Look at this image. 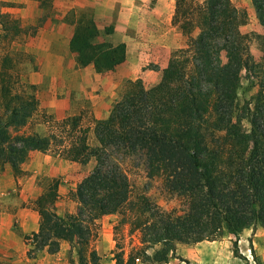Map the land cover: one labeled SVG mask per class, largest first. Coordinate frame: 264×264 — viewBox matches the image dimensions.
I'll use <instances>...</instances> for the list:
<instances>
[{"label": "trees", "instance_id": "trees-1", "mask_svg": "<svg viewBox=\"0 0 264 264\" xmlns=\"http://www.w3.org/2000/svg\"><path fill=\"white\" fill-rule=\"evenodd\" d=\"M251 3L264 27V0ZM171 23L187 39L172 50L158 82L144 87L140 78L127 81L108 115L92 119L90 126L82 114L55 119L40 108L33 85L22 87L10 51L22 30L0 14V169L8 164L19 174L33 151L79 164L95 159L92 171L69 192L75 213H56L59 182L48 180L34 201L39 224L27 237L33 248L54 254L60 241H75L78 264H101L90 246L95 222L126 209L128 216L119 223L128 221L131 231L138 229L146 247L160 245L152 255L138 250L156 263L167 261L175 241L193 244L220 233L235 237L232 251L242 258L238 233L264 228V34L237 35L239 13L231 0H174ZM252 41L261 54L260 66L250 53ZM69 50L78 65H91L97 73L112 70L126 57L125 44L100 41L94 21L85 15L76 21ZM243 75L260 77L258 89L247 98L239 92ZM34 119L45 132L27 130ZM128 158L141 159L147 176L160 178L162 190L186 208L165 211L145 196L131 202L121 167ZM133 261L117 252L113 264Z\"/></svg>", "mask_w": 264, "mask_h": 264}, {"label": "rangeland", "instance_id": "rangeland-1", "mask_svg": "<svg viewBox=\"0 0 264 264\" xmlns=\"http://www.w3.org/2000/svg\"><path fill=\"white\" fill-rule=\"evenodd\" d=\"M231 1L239 13L237 35L246 38L251 33L264 34L251 0ZM111 2L106 6L77 0H0V14L16 21L22 30L10 43L18 81L22 87L33 85L40 108L55 119L82 114L83 122L92 126V119L108 115L127 81L140 78L144 87L157 83L172 50L185 45L187 36L171 23L174 0ZM106 8L110 20L103 17ZM82 15L94 21L100 41L125 44V60L112 70L97 73L91 65L80 66L75 62L69 40ZM3 46L0 43V53ZM250 53L254 63L260 66L261 54L253 41ZM259 78L243 75L240 95L247 98L254 94ZM37 122L34 119L27 130L45 132L46 127ZM89 142L94 144L92 133ZM94 166V158L79 164L33 151L20 164L19 174L15 175L8 164L0 169V264H78L75 241H60L58 252L48 254L45 248L38 250L30 246L27 237L38 229L34 201L48 180L56 178L59 182L56 213L60 216L75 213L77 204L69 198V192ZM121 167L129 180L131 202L145 196L165 211L181 213L186 208L181 199L162 190L160 178L147 176L141 159H124ZM123 215L128 216L127 209L120 214L101 215L95 222L96 236L90 246L101 264H113L117 252L122 253L124 260L134 257L133 264H264L253 250L248 262L235 256L232 251L235 237L225 233L193 244L175 241L167 261L156 263L138 254V250L144 249L152 255L160 245H143L138 229L131 231L128 221L119 223Z\"/></svg>", "mask_w": 264, "mask_h": 264}, {"label": "crops", "instance_id": "crops-1", "mask_svg": "<svg viewBox=\"0 0 264 264\" xmlns=\"http://www.w3.org/2000/svg\"><path fill=\"white\" fill-rule=\"evenodd\" d=\"M77 1L84 4L94 3V4H102L106 6H109L112 3L111 0H77ZM81 13H82V9L78 13V15ZM103 14H104L103 16L104 19L106 20L111 19V17L108 15L107 8L104 9ZM237 246L239 249V254L242 256L241 260L243 262H248L251 260L252 250L255 251L258 259L264 262V228L260 226H255L254 228L250 227L243 229L240 233H238Z\"/></svg>", "mask_w": 264, "mask_h": 264}]
</instances>
